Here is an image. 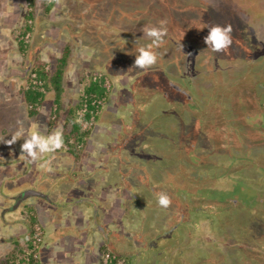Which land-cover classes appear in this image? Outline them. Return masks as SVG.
Returning a JSON list of instances; mask_svg holds the SVG:
<instances>
[{"label": "rangeland", "instance_id": "obj_1", "mask_svg": "<svg viewBox=\"0 0 264 264\" xmlns=\"http://www.w3.org/2000/svg\"><path fill=\"white\" fill-rule=\"evenodd\" d=\"M37 1L44 16L47 13L43 0H32L33 11ZM49 3L54 4L53 16H72L68 23L85 30L83 36L88 38L86 43L93 57L84 75L106 68L117 76L111 79L115 84L111 90L114 88L116 94L97 116L96 125L106 128L118 121L123 127L119 138L125 161L122 172H128L130 179L139 172H150L153 180L158 171L171 172L181 184V199H190L192 206L208 199L217 203L237 201L236 207H228L217 216L223 222L228 220L224 232L216 228L215 221L207 219L217 218L211 207L203 205L188 212L194 221L189 236L192 251L185 255L188 264H260L259 255L264 250V0H48ZM161 20L167 21V35L164 44L155 49L157 64L147 70L132 67L138 54L136 48L151 43L145 30L160 27ZM53 21L58 23L57 18ZM227 24L233 26V43L226 52H213L204 43L208 28ZM22 45L31 47L32 43ZM59 52L61 57L63 47ZM58 58L48 63L55 64ZM88 84L83 79L81 93L76 96L75 87L74 94L67 93L60 108L52 102V94L47 95L43 111L34 117L27 114L24 105L18 114L11 115V111H4L6 102L0 103V261L5 256L7 234H13L7 224L19 217L4 212L7 191L15 197L29 187L44 191L48 184L40 180L44 173L19 172L21 168L31 169V162H19L24 136L30 130L40 132V128L49 134L57 127L64 132L67 118L79 105ZM20 98L23 100L22 95ZM48 107L49 114L44 115ZM56 110L58 119L54 123ZM132 117L137 126L128 144L126 133L131 130L128 126ZM7 123L10 131L3 128ZM21 126L24 136L19 141L11 147L3 143ZM102 131L96 139L102 137ZM3 132L9 134L2 135ZM43 156L50 158L52 154ZM52 186L57 191L55 200L62 195V189L67 190L62 179H54ZM86 191V198L94 200ZM166 194L171 196L169 191ZM252 198L254 202L249 201ZM151 199L154 201L152 195ZM42 201L41 197L35 198V202ZM222 226L219 224L220 230ZM54 232L52 229L49 233L51 239L56 236ZM178 240L181 243V237ZM25 243L22 250L29 241ZM111 251L106 249L104 255L117 254ZM173 253L171 258L149 253L154 257L149 261L141 257L140 264H181L179 253ZM44 258L49 262L47 253ZM120 261L124 263V259Z\"/></svg>", "mask_w": 264, "mask_h": 264}, {"label": "flooded vegetation", "instance_id": "obj_2", "mask_svg": "<svg viewBox=\"0 0 264 264\" xmlns=\"http://www.w3.org/2000/svg\"><path fill=\"white\" fill-rule=\"evenodd\" d=\"M111 83L112 87H114L115 84ZM179 96L181 97V94ZM129 114L131 117V112ZM133 119L132 117L128 126L131 129L130 133L126 131L128 144L134 138L132 129L137 126L135 124L136 121ZM122 129L123 127L117 121L101 129L103 130V135L98 139H96V136L100 134L101 130L94 136L92 131L90 136L85 138V142L76 147L74 155L69 153V151L73 150L72 148L64 147L52 154L50 158H44L35 163L31 162V169L22 171L23 169L21 168L19 172H35L39 173V175L44 173V178L40 180L42 183H48L47 189L43 191L39 190L38 187H29L19 191L15 194V197H11L12 193L10 194L7 191V195L4 196V212L6 214L19 215L17 219H14V222H8L7 227H9V223L18 225L22 222L27 223L30 215L36 214L35 198L41 197L45 202L54 200L53 196L57 191L54 189L55 186H52L53 180L62 179L65 181L67 190L65 191L61 187V199L68 200L77 194V189L81 190L79 195L82 199L79 204H83V207L90 213V215L83 216L82 226L75 227L73 232L89 239L93 251L97 252L99 257H104V251L108 247L106 244L112 243L117 253L113 254L124 259L125 264H140L139 258L141 257L149 261L150 257H154L149 256V253L156 254L158 257H162L165 254V256L171 258L174 256L173 252L179 253L178 257H180L181 264H188L185 255L192 251L190 247L192 242L189 236L192 227L194 228V221L190 222L186 215L181 212V184L178 180L176 181L175 176L171 172L158 171L155 180L151 179L150 172H139L133 179H130L128 172H122L125 162L119 144ZM83 130L84 128L82 127L81 131ZM90 139H92V142ZM89 140L90 142H88ZM47 159H52L51 172H59V174L55 173L50 177L46 175L49 171L43 170L38 166ZM57 160L58 164L55 163ZM60 160L64 164L59 165ZM26 164L28 165V162ZM7 169L10 172V168ZM155 170L158 169L156 168ZM175 175L178 174L175 173ZM111 180H113V185L107 186V183ZM82 188L84 191H82ZM86 190H89V195L92 194L91 197H94V200L92 199L91 201L90 198H86L88 194ZM168 191L171 194V196H168L171 198L172 204L169 208L164 209L156 201L157 193H166ZM29 192L32 193L24 197V193ZM122 192L130 198L132 205L127 208L122 207L124 214L118 223L109 222L107 220L111 212L109 199H104V195L114 193L119 196ZM33 193L35 194L32 195ZM151 195L154 197V201L151 199ZM99 199L102 203H100ZM199 206H201V203L195 206L190 204V208ZM206 206L211 207L213 210L217 208V203L210 201ZM86 210L84 209L83 211ZM78 213L81 214V210ZM207 219L210 222L215 221L216 228L220 232L226 230L222 223V228L221 230L219 229L216 218ZM114 224L116 225L115 230H113ZM223 236L226 237V234L223 233ZM180 237L181 243L178 242ZM175 247L178 248L177 251H175ZM111 252L114 251L112 250ZM217 258L219 257H216V261Z\"/></svg>", "mask_w": 264, "mask_h": 264}, {"label": "crops", "instance_id": "obj_3", "mask_svg": "<svg viewBox=\"0 0 264 264\" xmlns=\"http://www.w3.org/2000/svg\"><path fill=\"white\" fill-rule=\"evenodd\" d=\"M40 4L41 3L37 1V9L34 15L35 25L31 40L32 46L24 47L17 37L18 32L24 29L26 21V16L24 14V1L0 0V103L6 102V108H4V111H11V115L13 112L18 114V110L24 105V100L20 98L21 95L23 96V93L21 94L20 92H23L24 90L28 72L35 65L48 63L51 61V58L60 57L59 51L61 47L64 49L67 44H70L73 50V54L69 59L64 75L63 103L66 101L67 93L70 94V92H72L74 94L75 87L76 90H78L76 96L81 93L79 87L83 86L82 81L84 79V73L87 70L86 68L89 66V63L92 61L91 59L93 55L90 53L91 46L86 43L88 38H84L83 36L85 30L82 29L81 26L77 27L68 23V21L72 19V16H53L54 9H51L49 13L41 16L42 9ZM56 18L58 23L55 25L53 20ZM55 52L58 54H55ZM108 70L105 68V72L109 73L110 70ZM111 76V79H117L114 75ZM84 81L86 82L85 79ZM49 94H52L53 102V92L47 93L40 106V113L43 111L46 96ZM115 94L116 91L113 88L109 92L105 106L108 102L110 103V98L114 97ZM110 110L112 112H117L113 107H110ZM47 114H49V107L44 115ZM6 125L7 126H3V128H5L6 131L8 129V131H10L11 126H9L8 123ZM101 129L104 128H100L97 123L93 129L92 135H96ZM39 130L43 135L49 134V132H45V130H42L41 128ZM8 134L9 132L2 133V135ZM24 137H26V135ZM90 140L92 142V139ZM90 140L88 142H90ZM48 174H51V176L54 175L53 172H47L46 175ZM82 190L84 189L82 188ZM76 196L78 200L74 203L75 205L71 206L75 209V212L73 213H70V207L68 208V211L60 210V206L56 205L58 203L55 204L52 201H42V203L36 202V219L45 233L40 249V264H102L101 257H99L97 252L93 251L89 239L82 237L81 234L73 232L75 227L82 226L83 216L90 215L89 211L83 207V204H79L82 198L78 192ZM104 196V199H109V207L111 210L108 221L118 223L119 219H121L124 214L122 207L127 208L132 205L130 198L123 192L119 196H116L114 193H110L109 195L105 194ZM100 203L102 202L100 201ZM84 209L86 211H83ZM80 210L82 212L81 214L78 213ZM52 229L55 230L54 233L56 234L53 239L49 237V233ZM115 229L116 225L114 224L113 230ZM5 231L9 233L6 229ZM9 231H12L13 234L9 235L6 233L9 239L4 244L3 252L5 251V256H3L1 260L8 258L12 253H15L16 250H14V247L17 242L20 244L22 250L26 244L25 241L31 236L27 233L28 226L23 222L19 225L9 224ZM106 246H108L106 247L107 250H113L116 252L115 246L112 243H107ZM75 249H78L77 252H75ZM46 253L49 255V262L44 258ZM59 254L62 255L61 258L57 257ZM75 256H77L78 259H76ZM0 263L3 264L1 261Z\"/></svg>", "mask_w": 264, "mask_h": 264}, {"label": "trees", "instance_id": "obj_4", "mask_svg": "<svg viewBox=\"0 0 264 264\" xmlns=\"http://www.w3.org/2000/svg\"><path fill=\"white\" fill-rule=\"evenodd\" d=\"M23 1L25 4V0H23ZM43 3L46 4V8H45L46 13H49L51 11V9L53 8L54 4L53 3L48 4V0H43ZM33 5H34V3H33ZM34 13L35 12L32 11L29 16H26V14H25L26 20L31 19V18L34 19L33 18V16L35 15ZM25 29H26V31L33 32L34 25L32 27H26ZM84 35H86V34H84ZM72 54H73L72 47L70 44H67L63 49L61 57L55 60V64L52 62L41 63L38 65H35L28 72V77H27L25 87H24V90L22 93H23L24 106L26 107L27 114L30 117H34L37 115L38 111L35 110V107H37V106L40 107L42 105L44 98H45V95L49 92H53V94H54V99H53L54 104L58 108L61 107L62 97H63V93H64V88H63L64 75H65V71H66V68H67L68 63H69V59L71 58ZM98 72H103L105 74L103 81L106 78L111 81V78H110L111 75L112 76L114 75L117 78V76L113 72L109 71L110 72V74H109V73L103 71V69L101 71H97V72H93V73H91V72L86 73L83 77L89 84L86 87L84 94H86V95L94 94V95H97L100 97H104V93L106 90L105 87H103L102 85H99L98 83H93L92 81L87 80V76L92 75L94 73H98ZM33 73H36L38 78L44 82V84H43L44 90L43 91L37 86L35 88L32 87V88L26 89V85L28 84L29 79ZM182 94H184V93H182ZM108 96H109V94L106 96V99ZM82 99H83V96L79 102V105L76 107V109L72 110L70 112V115L67 118V123H66L67 126L63 132L65 147L68 146V148L73 149V150L69 151V153L71 155L74 152H76V147L79 146L81 143L83 144L85 142V138L89 137L93 131V129L86 130L87 132L81 131L83 126H82V123L79 121V110L81 108ZM57 110H56L57 118L53 121L54 123H56L57 119H58ZM71 140H73V142H74L73 144H70ZM41 159L43 160L44 156L41 157ZM41 159H40V161H41ZM22 160H26V159H21V160H19V162ZM263 195H264V192H263ZM182 198H184V197H182ZM201 200H203V199H201ZM231 201L226 200V203H217L214 201L215 203H217V208L213 209L215 217L219 216L224 211V209H226L228 207L230 208L231 206L236 207L238 205L237 201L236 202L235 201L231 202ZM249 201L254 202L253 198H252V200L249 199ZM249 201H248V203H249ZM209 202L210 201L208 199L206 201L200 202L201 206L190 208V203H191L190 199H186V198L184 200L181 199V212H183L186 215V217L189 219V221L191 222L192 217L189 216L188 212L191 211L192 209L195 211L196 209L203 207V205H207ZM254 210H256V209H254ZM211 219H213V218L211 217ZM226 222H223L220 219V217L216 218V223L218 224V226H219V224L221 225V223L222 224L224 223L223 226L225 227ZM26 225L28 226V232L27 233H29L32 236L35 226H37V225L39 226V223L36 219V214L30 215L29 221L26 223ZM14 248H15L14 250H16L17 253L15 251V253H12V255H10L8 258L1 260V262L3 264H10V261L13 260L15 257H17L19 255V253H21L20 244L18 242ZM261 252H262V254L259 255V257H261L260 264H264V250ZM116 258L118 260L122 259L119 256H116Z\"/></svg>", "mask_w": 264, "mask_h": 264}, {"label": "clouds", "instance_id": "obj_5", "mask_svg": "<svg viewBox=\"0 0 264 264\" xmlns=\"http://www.w3.org/2000/svg\"><path fill=\"white\" fill-rule=\"evenodd\" d=\"M167 21L161 20L160 27H151L145 30V34L151 38V43L136 48L132 67L147 70L155 66L158 62V53L155 49L160 48L164 44V37L167 35ZM208 35L204 37V43L213 52H226L233 43L232 32L233 26L227 24L225 26L212 25L208 28ZM138 43V41H134ZM78 122V121H77ZM18 123H20L18 121ZM24 136V129L21 126L19 130L11 135V139L3 141L11 147ZM21 145V158L28 162L35 163L41 159L44 154H54L65 147L63 130L60 127L54 129L50 134L43 135L39 131L30 130L23 139ZM52 159L44 160L38 166L46 171H52ZM158 205L164 209L171 206L172 200L166 193H157Z\"/></svg>", "mask_w": 264, "mask_h": 264}, {"label": "built area", "instance_id": "obj_6", "mask_svg": "<svg viewBox=\"0 0 264 264\" xmlns=\"http://www.w3.org/2000/svg\"><path fill=\"white\" fill-rule=\"evenodd\" d=\"M32 0H25V9L26 16H29L33 11ZM34 25V19H28L25 21L24 29L19 34V40L25 45L30 44L33 32L26 31V27H32ZM105 74L103 72L94 73L87 76L88 81L93 83H98L105 87L104 97H100L94 94L86 95L83 94V99L81 101V108L79 110V121L82 123L84 130L93 129L96 125V118L102 111L106 103V96L109 94L112 88V83L109 79H104ZM44 82L38 78L36 73H33L29 79L26 89L32 87H39L42 91ZM36 111L40 110V107H35ZM73 140L70 141V144H73ZM68 148V146H66ZM44 231L41 226H35L32 236L29 237V243L26 245V248L22 252L10 261V264H40V249L44 240ZM104 264H125L118 260L116 256L106 253L104 255Z\"/></svg>", "mask_w": 264, "mask_h": 264}, {"label": "water", "instance_id": "obj_7", "mask_svg": "<svg viewBox=\"0 0 264 264\" xmlns=\"http://www.w3.org/2000/svg\"><path fill=\"white\" fill-rule=\"evenodd\" d=\"M32 192H29V193H24V197L30 195ZM35 193H33L32 195H34ZM78 200L77 196H73L72 198L70 199H65V200H62L61 199V196L57 198V200H51L52 202H54L56 205L60 206L59 209L60 210H65V211H68V208L70 207L71 209H69L70 213H73L75 212V209H73L71 206L75 205L74 203H76ZM67 213V212H66Z\"/></svg>", "mask_w": 264, "mask_h": 264}, {"label": "bare ground", "instance_id": "obj_8", "mask_svg": "<svg viewBox=\"0 0 264 264\" xmlns=\"http://www.w3.org/2000/svg\"><path fill=\"white\" fill-rule=\"evenodd\" d=\"M262 35V34H261Z\"/></svg>", "mask_w": 264, "mask_h": 264}]
</instances>
